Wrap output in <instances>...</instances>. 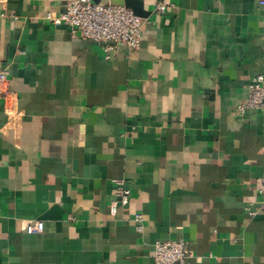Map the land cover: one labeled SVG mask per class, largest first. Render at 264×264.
I'll use <instances>...</instances> for the list:
<instances>
[{"label": "crops", "instance_id": "crops-1", "mask_svg": "<svg viewBox=\"0 0 264 264\" xmlns=\"http://www.w3.org/2000/svg\"><path fill=\"white\" fill-rule=\"evenodd\" d=\"M140 1V47L105 59L53 22L60 3L0 0V264H154L179 237L191 264H264V210L246 209L264 111L235 113L264 74V4ZM119 178L131 194L111 215Z\"/></svg>", "mask_w": 264, "mask_h": 264}, {"label": "built area", "instance_id": "built-area-1", "mask_svg": "<svg viewBox=\"0 0 264 264\" xmlns=\"http://www.w3.org/2000/svg\"><path fill=\"white\" fill-rule=\"evenodd\" d=\"M64 7V12L53 18L56 24L67 25L72 36L99 43L104 50L105 59H110L112 52L119 46L128 52L140 47L143 30V19L124 4H114L94 0H54ZM264 4V0H259ZM157 9L164 10L159 3ZM7 80V71L0 70V97L2 85ZM246 96L236 105L235 113L242 115L249 110L264 111V74L257 73L250 77ZM131 191L122 178L117 179L115 197L110 201L109 213L115 215L119 206L129 202ZM257 205L251 202L246 205L250 215L264 210V173L257 189ZM138 231L142 229L143 214L135 213L133 217ZM43 229L41 220H33L26 226L28 233L39 232ZM154 264H191V249L189 243L182 237L177 239L156 240L153 243Z\"/></svg>", "mask_w": 264, "mask_h": 264}, {"label": "water", "instance_id": "water-1", "mask_svg": "<svg viewBox=\"0 0 264 264\" xmlns=\"http://www.w3.org/2000/svg\"><path fill=\"white\" fill-rule=\"evenodd\" d=\"M94 1H98V0H94ZM122 3L130 7L136 15L140 17L146 15L144 10L142 9V2L140 0H123Z\"/></svg>", "mask_w": 264, "mask_h": 264}]
</instances>
